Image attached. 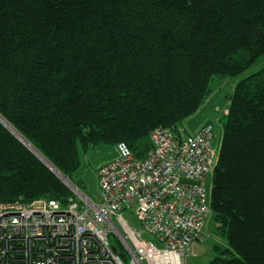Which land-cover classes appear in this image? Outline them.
<instances>
[{"label":"trees","instance_id":"obj_1","mask_svg":"<svg viewBox=\"0 0 264 264\" xmlns=\"http://www.w3.org/2000/svg\"><path fill=\"white\" fill-rule=\"evenodd\" d=\"M263 54L264 0H0V116L81 191L79 148L145 156ZM212 174L207 264H264V68L229 97ZM38 199L77 200L0 124V203Z\"/></svg>","mask_w":264,"mask_h":264},{"label":"built area","instance_id":"obj_2","mask_svg":"<svg viewBox=\"0 0 264 264\" xmlns=\"http://www.w3.org/2000/svg\"><path fill=\"white\" fill-rule=\"evenodd\" d=\"M213 138L211 124L193 135L156 128L141 158L117 143V157L98 170V204L75 193L66 206L0 203V264H186L211 215Z\"/></svg>","mask_w":264,"mask_h":264},{"label":"rangeland","instance_id":"obj_3","mask_svg":"<svg viewBox=\"0 0 264 264\" xmlns=\"http://www.w3.org/2000/svg\"><path fill=\"white\" fill-rule=\"evenodd\" d=\"M262 68H264V54L238 76L229 78L213 77L209 85L210 94L207 96L198 111L191 118L188 119L189 121H195V123L197 124L209 120L214 124V126H216V139L215 137L213 139V147L216 152V159L221 144L222 122L224 121V112L229 106V97L233 93L235 85L240 80L249 77L250 75L261 70ZM188 120L185 121L181 126V129L183 130L185 135L192 134V130L195 126L190 125V122H188ZM0 124L4 128H6L25 147V144L31 146L24 138L21 139L20 137L14 135L11 132L12 127L1 116ZM23 142L26 143L24 144ZM31 147L30 149L33 148ZM30 149L29 151H31ZM35 151L37 152V150ZM37 153L41 155L39 152ZM35 156L39 159L37 155ZM116 157V149L109 145H97L94 148L88 149L87 151H83L81 148H79L80 167L78 169V172L76 173L74 180L80 182V187L82 189L81 192L85 195L88 200H90L94 204L100 203L101 200L100 190L98 186V170L102 165L111 162ZM43 164L49 169V167L45 163ZM49 170L52 172L51 169ZM212 179L213 174L211 169L210 172L207 174L206 181L204 183L208 192H210L212 188ZM124 215L126 214L124 213ZM131 224L133 227L138 226V224L134 220H131ZM200 237L202 241L201 243L195 246V256H190L186 260V264H207L216 256V252L211 250V246L213 244H216L218 246H221L222 248L225 245V239L216 230V224L213 221L211 215L207 218ZM111 239H113V237H111Z\"/></svg>","mask_w":264,"mask_h":264},{"label":"water","instance_id":"obj_4","mask_svg":"<svg viewBox=\"0 0 264 264\" xmlns=\"http://www.w3.org/2000/svg\"><path fill=\"white\" fill-rule=\"evenodd\" d=\"M12 132V131H11ZM16 132V131H15ZM17 133V132H16ZM18 134V133H17ZM15 135V134H14ZM19 135V134H18ZM18 137V136H17ZM21 138V137H20ZM21 139H23V138H21ZM24 144L26 143V142H23ZM26 145V147L28 148V149H30V147L31 146H29V145H27V144H25ZM32 148V147H31ZM33 149V148H32ZM32 149H30L31 150V152L34 154V155H37L38 157H39V159L43 162V163H45L48 167H49V169H51L52 170V172L53 173H55L56 174V176L67 186V187H69L71 190H72V192L73 193H75L76 195H78L79 197H82V198H84V199H87L86 197H85V195L74 185V184H72L65 176H63L57 169H55L47 160H45L41 155H39L34 149L32 150ZM184 183H188V181L187 180H184L183 181Z\"/></svg>","mask_w":264,"mask_h":264},{"label":"crops","instance_id":"obj_5","mask_svg":"<svg viewBox=\"0 0 264 264\" xmlns=\"http://www.w3.org/2000/svg\"><path fill=\"white\" fill-rule=\"evenodd\" d=\"M226 114V110H225V112H224V115ZM188 122H190L189 124L190 125H195L194 126V128H193V130H192V134H190V135H193V134H196L204 125H206V124H211L212 126H213V131H214V137H215V139H216V134H217V130H216V126H214V124L211 122V121H209V120H207L206 122L205 121H203V122H200V123H195V121H189L188 120ZM216 125V124H215ZM215 127V128H214ZM214 139V138H213ZM201 241H202V239H201V237H200V239L197 241V244H199V243H201ZM196 244V245H197Z\"/></svg>","mask_w":264,"mask_h":264},{"label":"bare ground","instance_id":"obj_6","mask_svg":"<svg viewBox=\"0 0 264 264\" xmlns=\"http://www.w3.org/2000/svg\"><path fill=\"white\" fill-rule=\"evenodd\" d=\"M3 122V121H2ZM11 131L13 134H15L16 136L20 137L12 128H11ZM197 244V243H196Z\"/></svg>","mask_w":264,"mask_h":264}]
</instances>
